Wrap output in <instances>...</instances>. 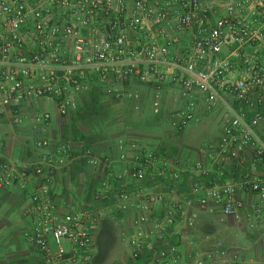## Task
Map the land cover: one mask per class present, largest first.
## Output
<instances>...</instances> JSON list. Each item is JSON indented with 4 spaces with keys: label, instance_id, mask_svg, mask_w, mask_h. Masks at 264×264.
Here are the masks:
<instances>
[{
    "label": "built area",
    "instance_id": "1",
    "mask_svg": "<svg viewBox=\"0 0 264 264\" xmlns=\"http://www.w3.org/2000/svg\"><path fill=\"white\" fill-rule=\"evenodd\" d=\"M132 85L155 92V114H163V88L177 87L170 128L180 133L212 119L217 137L185 172L138 141L121 144L120 159L132 167L113 179L136 185L97 193L98 211L63 217L52 184L66 150L38 139L36 160L20 163L2 154L0 140V189L19 186L28 197L24 234L37 264H93L92 234L108 216L109 202L134 211L127 224L130 264L144 258L183 264L171 237L186 207L237 216L252 229L264 223V0H0V126L9 119L34 130L49 127V112L29 115L24 107L51 100L66 117L93 88L118 102L140 100L128 93ZM85 156L90 165L101 164L90 150ZM166 183L168 199L153 192ZM241 194L257 200L248 203ZM161 206L164 214L157 213ZM217 248L222 264H242L237 256L228 259L222 243ZM215 262L207 254L189 264Z\"/></svg>",
    "mask_w": 264,
    "mask_h": 264
},
{
    "label": "crops",
    "instance_id": "2",
    "mask_svg": "<svg viewBox=\"0 0 264 264\" xmlns=\"http://www.w3.org/2000/svg\"><path fill=\"white\" fill-rule=\"evenodd\" d=\"M128 93H139L143 101L150 103L155 92L132 85ZM160 95L164 120L159 133L146 132L134 126L123 129L120 124L112 122L113 119H107L105 115L109 111L124 109L130 100L127 97L123 101H115L98 88L85 93L80 99L78 111L66 117L58 114L51 100L31 103L24 107L25 114L49 112L52 116L50 126L34 130L28 122L15 126L9 119L4 120L0 126L2 154L13 161L30 163L37 158L34 142L38 139L49 141L51 150L57 151L62 147L66 153L62 155V163L52 184L58 214L63 217L74 210L98 211L101 203L96 198L97 193L109 188L110 192L116 193L124 187L136 185L131 180L121 182L113 179V175L132 167L130 161L120 159L121 144L128 146L132 141H138L146 150L156 152L174 168L185 172L188 166L202 160L199 149L217 137L219 125L212 119L194 123L190 130L174 132L168 124V115L178 108L179 91L177 87L167 85ZM101 120H105L104 127H99L104 123ZM87 150L101 161L99 166L88 163L85 156ZM130 155L132 152H129ZM225 174L236 179L232 171ZM183 182L186 187L189 179L185 178ZM183 190L186 193V189ZM153 192L168 199L171 186L168 183L158 185ZM240 197L248 203L257 200L251 194H241ZM28 202V197L19 186L0 189V264H37V253L24 234L30 224V218L25 214ZM106 205L108 216L92 234V263L130 264V231L127 224L134 211L131 208L120 211L112 202ZM166 211L167 207L161 206L157 213L164 214ZM185 212L186 217L176 225L171 237L182 253L183 264L207 254L214 256L215 264H222L218 243H222L229 260L237 256L242 264H264V223L250 233L247 221L237 216H224L219 211L210 213L195 207H186ZM255 238L258 244H255ZM249 240L253 242L249 244ZM68 248L71 247L68 245ZM148 263L149 260L144 258L138 264Z\"/></svg>",
    "mask_w": 264,
    "mask_h": 264
},
{
    "label": "rangeland",
    "instance_id": "3",
    "mask_svg": "<svg viewBox=\"0 0 264 264\" xmlns=\"http://www.w3.org/2000/svg\"><path fill=\"white\" fill-rule=\"evenodd\" d=\"M128 99L130 101H128L124 109L117 108L115 112L109 111L105 115V117L107 119H113L114 121L112 122L118 123L117 125L120 124L119 126L123 129H130V127L134 126L137 127L139 130H143L146 132L150 131L154 133H159L162 128V120L164 119L162 114L154 113L152 107V100L150 101V103H146V101H143V99L136 100L134 97ZM101 123L103 124H100L99 127H104L105 120H101ZM190 129L191 127H189V130ZM247 226L249 228L250 233H252L251 230L253 229L250 228L249 225ZM252 242L253 240H249V244H251ZM255 244H258V239L256 238Z\"/></svg>",
    "mask_w": 264,
    "mask_h": 264
}]
</instances>
